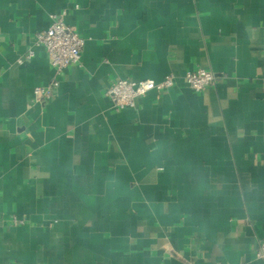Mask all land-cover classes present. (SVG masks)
<instances>
[{
    "label": "crops",
    "instance_id": "obj_1",
    "mask_svg": "<svg viewBox=\"0 0 264 264\" xmlns=\"http://www.w3.org/2000/svg\"><path fill=\"white\" fill-rule=\"evenodd\" d=\"M63 11L86 43L57 74L36 34ZM263 237L264 0H0V264H264Z\"/></svg>",
    "mask_w": 264,
    "mask_h": 264
},
{
    "label": "built area",
    "instance_id": "obj_2",
    "mask_svg": "<svg viewBox=\"0 0 264 264\" xmlns=\"http://www.w3.org/2000/svg\"><path fill=\"white\" fill-rule=\"evenodd\" d=\"M65 15V11L53 14L50 26L36 34V43L45 48L57 74H60L69 65L80 62L86 43L77 27L66 22ZM217 79V74L206 68L188 71L185 75L188 85L196 91H202L214 85ZM175 83L176 77L172 74L166 75L159 81L155 79L119 78L113 81L107 94L111 98L112 106L121 110L126 107H134L139 97L147 95L151 91H162L170 88ZM59 85L60 80L54 78L46 84L36 86L34 89L35 100L39 102L50 101ZM256 255L264 259V237L258 243Z\"/></svg>",
    "mask_w": 264,
    "mask_h": 264
}]
</instances>
